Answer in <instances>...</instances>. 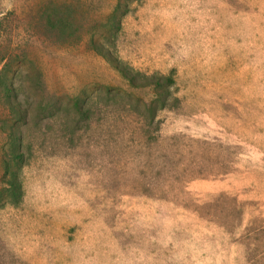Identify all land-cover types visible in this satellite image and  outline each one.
Segmentation results:
<instances>
[{
    "label": "rangeland",
    "instance_id": "rangeland-1",
    "mask_svg": "<svg viewBox=\"0 0 264 264\" xmlns=\"http://www.w3.org/2000/svg\"><path fill=\"white\" fill-rule=\"evenodd\" d=\"M117 2L0 0V71L21 65L32 100L22 200L0 203V264H264V0H133L109 42ZM90 38L133 70L171 76L178 102L158 112V132L123 104L71 121L82 90L154 96ZM8 117L0 85V189Z\"/></svg>",
    "mask_w": 264,
    "mask_h": 264
},
{
    "label": "trees",
    "instance_id": "trees-1",
    "mask_svg": "<svg viewBox=\"0 0 264 264\" xmlns=\"http://www.w3.org/2000/svg\"><path fill=\"white\" fill-rule=\"evenodd\" d=\"M133 0H118L112 12L106 17L104 27L111 31V38L105 37L104 39L112 42V37L120 29L121 16L125 13L127 4ZM47 23L51 28L63 31L66 22L57 14H49ZM90 47L101 55L108 63L112 65L123 77L126 79L130 86L133 88L144 87L151 85L154 90V96L149 102H145L137 97H133L130 93H126L118 87L101 85L92 93L87 94L83 90L79 95L70 97L72 113L76 112L71 121L77 123L80 119H88L91 112V106L100 103L104 105L123 104L122 110L135 114L142 121V126L145 129H152L158 132L160 122L157 120L159 111L172 108L178 102L176 97L172 96L170 88L173 84L171 76L162 75H145L138 70H133L124 65L118 60L111 48H106L101 43H96L92 38L89 40ZM10 61L5 63L0 71V80L2 85V97L8 107L9 117L7 120L10 124L4 129L6 134V141L3 152V174L2 183L3 187L0 189V203H8L18 205L23 196L21 181L19 179V170L23 162L22 153V134L21 125L27 121V115L31 111L30 106L32 100L22 92L25 90L24 80L21 76H28L24 73L21 65H17L13 71L11 70ZM12 71L13 75L10 79L6 74ZM14 79L19 80L18 84H14ZM32 88V86H31ZM22 96V97H21ZM36 107H40V102L36 103ZM34 109H32L33 111ZM43 116L49 117L53 115L51 106L43 107L40 109ZM75 115V114H74ZM146 132V130H145Z\"/></svg>",
    "mask_w": 264,
    "mask_h": 264
}]
</instances>
